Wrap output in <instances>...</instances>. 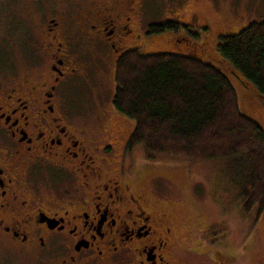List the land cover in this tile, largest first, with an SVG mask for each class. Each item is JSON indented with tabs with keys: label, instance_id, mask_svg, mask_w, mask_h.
Segmentation results:
<instances>
[{
	"label": "flooded vegetation",
	"instance_id": "flooded-vegetation-1",
	"mask_svg": "<svg viewBox=\"0 0 264 264\" xmlns=\"http://www.w3.org/2000/svg\"><path fill=\"white\" fill-rule=\"evenodd\" d=\"M18 1L0 0V260L264 264V245L248 251L191 228L182 239L124 122L111 127L106 110L83 123L65 102L91 51L138 48L127 42L151 33L137 27L157 0Z\"/></svg>",
	"mask_w": 264,
	"mask_h": 264
},
{
	"label": "trees",
	"instance_id": "trees-1",
	"mask_svg": "<svg viewBox=\"0 0 264 264\" xmlns=\"http://www.w3.org/2000/svg\"><path fill=\"white\" fill-rule=\"evenodd\" d=\"M182 25L188 27L169 19L149 29L179 31ZM219 39L220 61L264 102V21ZM115 66L114 109L135 122L130 148L143 147L152 162L164 156L197 163L237 160L242 213L259 218L264 213V127L242 112L229 73L196 53L146 55L140 48L126 50Z\"/></svg>",
	"mask_w": 264,
	"mask_h": 264
},
{
	"label": "rangeland",
	"instance_id": "rangeland-1",
	"mask_svg": "<svg viewBox=\"0 0 264 264\" xmlns=\"http://www.w3.org/2000/svg\"><path fill=\"white\" fill-rule=\"evenodd\" d=\"M28 1L31 0L18 2L25 4ZM146 9L144 21L137 27L138 32L169 19L178 20L188 27L182 25L179 31L170 29L151 32L145 35L141 44L127 42L128 45L140 48L141 53L146 55L160 51L196 53L203 61L221 67L231 76L239 94L242 112L264 127V102L246 83L232 75L231 69L220 61L217 51L221 35H236L248 28L251 22L264 21V0H157L147 2ZM24 14L29 17L28 13ZM117 58L111 57L105 50L101 53L91 51L83 61L82 76L72 81L68 90H64L63 97L70 105V113L76 114L81 122L95 125L98 116L110 110L111 127H116L121 120L125 132L130 134L135 122L123 118L113 106ZM132 155L138 161L148 160L149 157L143 147ZM155 159L157 161L153 164L149 160L151 168H143L142 178L145 177L146 181L158 178L160 186L166 187V192H159L166 198L161 201V206L172 212L180 225L182 239L188 237L187 242H190L192 238L186 230L191 228L194 231L200 229L203 238L208 241L226 236L235 246L247 248L248 251L264 245L261 238L264 235V213L259 218H255L254 213L252 216H244L242 213L238 197L242 176L236 169L239 165L237 160L220 159L197 163L168 156ZM0 264L34 262L8 257L1 259Z\"/></svg>",
	"mask_w": 264,
	"mask_h": 264
}]
</instances>
